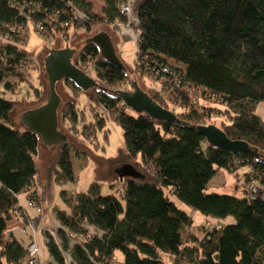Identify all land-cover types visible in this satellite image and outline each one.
Listing matches in <instances>:
<instances>
[{"label":"trees","instance_id":"trees-1","mask_svg":"<svg viewBox=\"0 0 264 264\" xmlns=\"http://www.w3.org/2000/svg\"><path fill=\"white\" fill-rule=\"evenodd\" d=\"M91 1L0 0V264L27 261L32 242L27 245L9 227L28 218L21 198L42 212L35 162L41 138L18 127L15 104L2 94L29 82L34 55L24 38L31 26L46 38L66 40L72 28L92 32L127 23L121 5L131 0H100L103 16L92 11ZM135 28V72L159 82L160 89L145 91L180 122H159L130 109L119 94L128 82L126 68L106 62L97 45H84L75 65L87 72L82 65L92 63L96 102L122 128L127 156L155 181L117 177L109 195L97 181L84 193L63 190L64 207L53 211L58 229L43 232L48 264H264L263 192H206L221 169L243 166L250 168L248 181L264 187V122L256 111L264 102V0H143ZM195 91L213 104L198 105ZM78 105L66 101L61 110L71 128L83 121ZM218 114L228 118L219 128L247 142L255 155L207 143L195 128ZM87 124L83 132L91 126L90 136L105 132L100 114ZM57 157L54 181L74 183L72 147L61 144ZM175 198L222 223L198 238L190 231L191 215ZM228 217L235 222L224 223Z\"/></svg>","mask_w":264,"mask_h":264},{"label":"rangeland","instance_id":"rangeland-1","mask_svg":"<svg viewBox=\"0 0 264 264\" xmlns=\"http://www.w3.org/2000/svg\"><path fill=\"white\" fill-rule=\"evenodd\" d=\"M142 1L143 0H131L128 2L130 9L127 23H122L117 28L104 25L101 27H94L92 32H87L82 28H72L66 40L63 38H58L57 40L46 38L44 35L45 33L42 34L35 27L31 26L29 28V35L27 38H24L26 50L34 55V60L30 66L32 74L29 76V82H24L15 91L8 90L2 94L15 104L14 116L16 121L21 124L18 125L20 129L25 128L21 122V114L27 109L35 108L46 103L48 100L49 89L44 63L50 51L53 49L65 48L68 45L70 48H75L77 50V54L74 57V61H76L78 54L87 43V39L103 31L109 33L111 36L117 54L125 65L129 75L126 86L121 87L122 90L133 91V81H137L146 91L154 92L155 89L161 88L159 82L155 83L150 78H140L135 72L138 52V34L136 33L135 26L138 6ZM91 4L92 11L99 16H103V2L100 0H92ZM82 66L87 70V73L95 79L92 63L88 69L84 64ZM38 88L41 89L40 92H36ZM57 90L63 100L59 109V129L67 134V143L72 147L77 180L74 183H66L65 185L58 184L54 181V169L57 166L56 159L58 158L57 156L61 144L49 147L44 145L40 139L39 153L35 158L38 177L37 190L46 211H54L57 207H64V203L61 199V192L63 190H75L84 193L88 191L89 185L92 182L97 181L103 185V194L109 195L113 193L111 184H113L118 177L116 172L118 168L128 163L140 168L135 159L127 156L122 128L115 120L109 117L105 110L96 102V92L94 89L84 92L81 89H72L65 85L64 81H61L57 85ZM193 93L195 96L198 95V105L201 106V104H205L208 106L213 104L199 95L198 91ZM70 100L79 102L77 107L83 111L80 115H84V117L81 116V121H83L72 125V128L69 124L64 123L60 117L65 102ZM256 111L264 122V102L258 104ZM129 113L134 112L129 111ZM99 114L106 119L105 132H98L97 137L90 136V131L93 130L91 126L87 128V133L83 132L84 127L89 125L87 123L91 120L94 121L95 116ZM223 121L227 122L228 118L218 114V116H213V118L210 119L209 124L222 127L221 122ZM139 168L137 169H141L140 171L144 174L145 172L142 168ZM249 171L250 168L248 166H243L233 172L221 169L210 182L206 192L237 197H247V194H254L255 192H263L264 194V187L257 185L252 180L248 181V179H250V176H248ZM146 177L150 181H155L151 176L147 175ZM175 201L181 209L191 215L193 226L190 228V231L195 233L198 238L203 237L206 229H212L222 223L216 220H208V217L197 211H193L190 207L179 202L176 198ZM39 214L42 215L43 213L40 212ZM223 222L232 224L235 222V218L228 217ZM54 224L55 221L50 225L53 226ZM14 226L13 222L9 225V227L12 228H14ZM58 226L54 228L58 229ZM30 227L34 235L33 243L39 248L40 246L36 240L37 229L33 223ZM18 237L23 238L24 235L21 233ZM38 259L39 263L37 264H40V258ZM30 260L31 256H27L25 264H29Z\"/></svg>","mask_w":264,"mask_h":264},{"label":"water","instance_id":"water-1","mask_svg":"<svg viewBox=\"0 0 264 264\" xmlns=\"http://www.w3.org/2000/svg\"><path fill=\"white\" fill-rule=\"evenodd\" d=\"M87 43L95 44L100 49L101 57L111 65L125 69L117 54L116 48L109 33L103 31L88 38ZM77 54L75 48L68 45L62 49H53L45 58V72L47 74L49 95L46 103L21 114L23 126L36 133L46 146H55L68 141V136L59 129V109L62 98L57 90L59 82L66 79L73 82L83 91H89L99 86L96 79L81 70L74 63ZM133 91H120L124 103L138 114H147L151 118L163 122L179 123L177 115L158 104L137 81L132 82ZM200 132L207 143L216 148H224L233 154H256L250 145L242 140H232L227 134L214 124L200 125L195 128ZM120 179L130 178L145 180L146 176L132 164H124L116 170Z\"/></svg>","mask_w":264,"mask_h":264},{"label":"crops","instance_id":"crops-1","mask_svg":"<svg viewBox=\"0 0 264 264\" xmlns=\"http://www.w3.org/2000/svg\"><path fill=\"white\" fill-rule=\"evenodd\" d=\"M21 207H23V209L26 211L28 218L14 219L12 222L13 225L15 226L14 228L10 227V229L16 235H20L22 233L24 235L22 239H24L25 243L28 245L34 240V235L30 227L31 224L33 223L35 225V228L37 229L36 240L40 246L39 247L40 249L39 258L41 262L40 264H48L49 262L52 261V259L46 248V241L43 232L45 230L53 229L54 227L58 226V222L55 218V215L51 210L46 211L43 207V203L41 206L43 214L40 215L38 213V210L35 209L33 206H31L29 201H27V199L24 196L21 198ZM54 221L56 225L54 224L53 226H51L50 224H52Z\"/></svg>","mask_w":264,"mask_h":264},{"label":"built area","instance_id":"built-area-1","mask_svg":"<svg viewBox=\"0 0 264 264\" xmlns=\"http://www.w3.org/2000/svg\"><path fill=\"white\" fill-rule=\"evenodd\" d=\"M129 6L128 3H124L121 6V13L123 15H126L128 17L129 15ZM86 65L90 66V62H88ZM27 256H31V260L29 261V264H37L39 263V248L36 244L33 242L27 247Z\"/></svg>","mask_w":264,"mask_h":264},{"label":"clouds","instance_id":"clouds-1","mask_svg":"<svg viewBox=\"0 0 264 264\" xmlns=\"http://www.w3.org/2000/svg\"><path fill=\"white\" fill-rule=\"evenodd\" d=\"M60 49H62V48H60ZM51 52V51H50ZM87 73V72H86ZM88 74V73H87ZM33 242V241H32Z\"/></svg>","mask_w":264,"mask_h":264}]
</instances>
